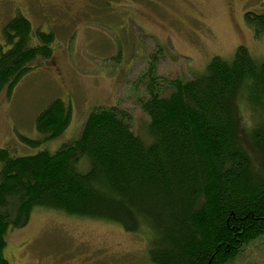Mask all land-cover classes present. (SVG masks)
Here are the masks:
<instances>
[{
    "label": "trees",
    "instance_id": "trees-1",
    "mask_svg": "<svg viewBox=\"0 0 264 264\" xmlns=\"http://www.w3.org/2000/svg\"><path fill=\"white\" fill-rule=\"evenodd\" d=\"M244 15L255 36L264 33L263 14ZM1 37L0 94L9 98L50 60L54 34L18 13ZM157 53L144 73L145 98L137 100L147 120L142 134L125 109L97 107L54 152L0 148V264H9L6 235L27 226L36 209L114 222L133 234L148 230L151 264H228L264 235V57L239 45L229 61L213 56L184 80L158 77ZM237 100L259 118L249 148L262 165L242 145ZM71 118L70 105L53 99L35 119L40 138L20 134L19 142L54 141Z\"/></svg>",
    "mask_w": 264,
    "mask_h": 264
},
{
    "label": "rangeland",
    "instance_id": "rangeland-1",
    "mask_svg": "<svg viewBox=\"0 0 264 264\" xmlns=\"http://www.w3.org/2000/svg\"><path fill=\"white\" fill-rule=\"evenodd\" d=\"M249 11L264 15V0H0V43L4 23L18 13L33 29L54 34L50 60L24 76L9 98L0 94V148L20 156L54 152L78 135L97 107L125 109L142 134L147 120L137 100L146 95L152 54L158 52V77L184 80L201 73L213 56L229 61L239 45L261 60L264 33L255 36L247 26ZM56 98L72 112L62 135L38 148L19 142L20 134L40 138L35 119ZM237 101L242 145L254 166L262 165L261 154L249 148L259 118ZM26 225L6 235L9 264H151L148 230L133 234L114 222L47 209L34 210ZM228 264H264V235Z\"/></svg>",
    "mask_w": 264,
    "mask_h": 264
},
{
    "label": "flooded vegetation",
    "instance_id": "flooded-vegetation-1",
    "mask_svg": "<svg viewBox=\"0 0 264 264\" xmlns=\"http://www.w3.org/2000/svg\"><path fill=\"white\" fill-rule=\"evenodd\" d=\"M37 1H41V0H37Z\"/></svg>",
    "mask_w": 264,
    "mask_h": 264
}]
</instances>
